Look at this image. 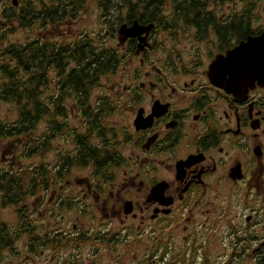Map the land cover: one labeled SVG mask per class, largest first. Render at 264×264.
Masks as SVG:
<instances>
[{
    "label": "flooded vegetation",
    "instance_id": "1",
    "mask_svg": "<svg viewBox=\"0 0 264 264\" xmlns=\"http://www.w3.org/2000/svg\"><path fill=\"white\" fill-rule=\"evenodd\" d=\"M11 45L36 132L0 136V264H264V65L229 59L264 53V0H0Z\"/></svg>",
    "mask_w": 264,
    "mask_h": 264
},
{
    "label": "trees",
    "instance_id": "2",
    "mask_svg": "<svg viewBox=\"0 0 264 264\" xmlns=\"http://www.w3.org/2000/svg\"><path fill=\"white\" fill-rule=\"evenodd\" d=\"M108 67L105 66V72ZM26 67H23L22 56L18 53L17 46L11 45L10 47L0 51V103H10L17 106L19 111L18 120L14 124L0 125V136H11L12 130H17L23 128L25 133L27 131H34L35 120L32 116L33 111V86L32 84L22 85L21 81L23 76L27 75L29 80L34 79V72L27 71ZM73 79H83L84 73L81 70L72 71ZM7 129V130H4ZM33 146L28 145L27 152L32 151ZM28 172V173H27ZM24 174V191L25 196H29L32 187L36 184V181L31 177V170H27ZM17 177L15 181L7 177H0V186H5L4 188L0 187L2 191H13L18 190ZM13 183H12V182ZM9 203L11 201H8Z\"/></svg>",
    "mask_w": 264,
    "mask_h": 264
},
{
    "label": "rangeland",
    "instance_id": "3",
    "mask_svg": "<svg viewBox=\"0 0 264 264\" xmlns=\"http://www.w3.org/2000/svg\"><path fill=\"white\" fill-rule=\"evenodd\" d=\"M14 41H16L15 38L9 37V42H14ZM18 116H19V111L17 109V106H15L14 104H10V103H4V102L0 103V125H1V122L4 125L14 124L18 120ZM31 131L32 130L27 131V132L33 133ZM35 132H36V129H35ZM30 136H31L30 137L31 139L33 135L31 134ZM31 155L32 154H29L28 157L24 155V163H25L24 168H23L24 174L25 172H27V170H31V173H32V169L30 168H32V165L35 159L33 157H29ZM15 212L16 210L14 208L9 207L6 210H4L2 214L5 216V219L9 221V223L13 222L14 224H16ZM43 213L44 212H42L40 216L35 215V220L41 225H47L49 223L50 226L47 227L48 230L54 229V226L52 224L53 222L51 221L48 222L50 220V216H43ZM25 241H26V238H25ZM47 248L48 247L44 244L41 247H34L32 244L28 245L27 247L23 245V247L20 246L19 248H14L13 250L11 249V251L8 252L7 260L11 264H43L44 261H47L48 256H49V253L47 252ZM132 249L133 248H128V249L122 248V251L119 250L117 255L120 256L121 259L124 258V262L125 261L127 262L126 264H132L135 260L131 259L133 262L130 263L129 262L130 258H126V257H129V254H131ZM125 250L126 252H124ZM40 251L42 252V254L39 253ZM15 254L20 257L19 262L15 261L16 259H18ZM248 264H256V262L249 261Z\"/></svg>",
    "mask_w": 264,
    "mask_h": 264
},
{
    "label": "water",
    "instance_id": "4",
    "mask_svg": "<svg viewBox=\"0 0 264 264\" xmlns=\"http://www.w3.org/2000/svg\"><path fill=\"white\" fill-rule=\"evenodd\" d=\"M261 41H263V40H261ZM251 42H254V40L252 41H250V43ZM250 43H248V44H250ZM262 44V42L259 44V46ZM245 45H247V44H245ZM244 46V45H243ZM242 47V46H241ZM238 48H240V47H238ZM237 48V49H238ZM236 49V50H237ZM236 50H234V51H236ZM248 49H245V50H243V51H240V52H238V53H236V54H233V56L230 58L229 57V59L231 60H233V62H234V64L235 63H237L236 62V59H237V61L239 62V61H242L243 59L245 60V62L243 61V63H246V61L248 60V59H250L251 60V62L253 63V64H257V65H264V53H262V54H258L257 53V55H256V53L252 50H250V52L249 51H247ZM233 51V52H234ZM244 51H245V53H244ZM242 53V54H241ZM255 56H254V55ZM262 55V56H261ZM261 58V59H260ZM239 59V60H238ZM258 60V61H257ZM261 61H263V62H261ZM240 63V62H239ZM260 63V64H259ZM242 65H244V64H242ZM244 66H246V65H244ZM264 72V71H263Z\"/></svg>",
    "mask_w": 264,
    "mask_h": 264
}]
</instances>
